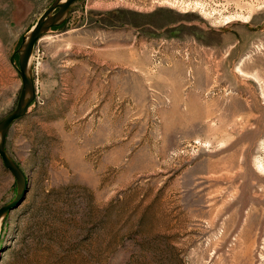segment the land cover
Listing matches in <instances>:
<instances>
[{
    "label": "rangeland",
    "instance_id": "rangeland-1",
    "mask_svg": "<svg viewBox=\"0 0 264 264\" xmlns=\"http://www.w3.org/2000/svg\"><path fill=\"white\" fill-rule=\"evenodd\" d=\"M208 1L77 0L37 42L0 264H264V0ZM52 2L0 0V120Z\"/></svg>",
    "mask_w": 264,
    "mask_h": 264
},
{
    "label": "water",
    "instance_id": "water-1",
    "mask_svg": "<svg viewBox=\"0 0 264 264\" xmlns=\"http://www.w3.org/2000/svg\"><path fill=\"white\" fill-rule=\"evenodd\" d=\"M76 1L53 0L29 32L24 35L20 46L16 50L18 54L17 71L21 78L22 87L16 107L0 120V158L4 168L12 174L16 181L17 193L13 201L0 207V228L3 219L26 198L29 190L26 174L6 149V139L12 125L29 114L30 106L36 99V83L32 61L36 44L52 28L64 22L69 14L71 5Z\"/></svg>",
    "mask_w": 264,
    "mask_h": 264
},
{
    "label": "bare ground",
    "instance_id": "bare-ground-1",
    "mask_svg": "<svg viewBox=\"0 0 264 264\" xmlns=\"http://www.w3.org/2000/svg\"><path fill=\"white\" fill-rule=\"evenodd\" d=\"M236 18H232V17H226L225 18V20L227 21V22H232L233 20H235ZM33 57H34V53H33ZM257 167L260 169V170H263L264 171V165H263V163L260 161V162H258V164H257Z\"/></svg>",
    "mask_w": 264,
    "mask_h": 264
},
{
    "label": "built area",
    "instance_id": "built-area-1",
    "mask_svg": "<svg viewBox=\"0 0 264 264\" xmlns=\"http://www.w3.org/2000/svg\"><path fill=\"white\" fill-rule=\"evenodd\" d=\"M190 1H193V0H187V2H190ZM195 1V0H194ZM196 1H201V0H196ZM222 1V0H221ZM220 2V0H218L216 3L214 2V0H209L207 5L211 6L212 4L218 6V3ZM211 4V5H210ZM203 8V7H201Z\"/></svg>",
    "mask_w": 264,
    "mask_h": 264
},
{
    "label": "crops",
    "instance_id": "crops-1",
    "mask_svg": "<svg viewBox=\"0 0 264 264\" xmlns=\"http://www.w3.org/2000/svg\"><path fill=\"white\" fill-rule=\"evenodd\" d=\"M132 1H139V0H132Z\"/></svg>",
    "mask_w": 264,
    "mask_h": 264
}]
</instances>
